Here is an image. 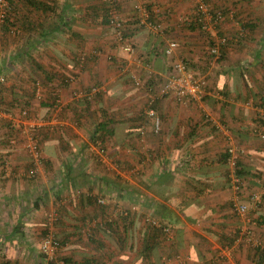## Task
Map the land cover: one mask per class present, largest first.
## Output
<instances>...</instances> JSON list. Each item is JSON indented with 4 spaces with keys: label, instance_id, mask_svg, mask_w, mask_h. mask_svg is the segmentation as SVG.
Listing matches in <instances>:
<instances>
[{
    "label": "crops",
    "instance_id": "1",
    "mask_svg": "<svg viewBox=\"0 0 264 264\" xmlns=\"http://www.w3.org/2000/svg\"><path fill=\"white\" fill-rule=\"evenodd\" d=\"M140 1L114 0L127 41L138 51L128 55L105 22L111 0H13L10 24L0 33V75L6 76L0 102V259L29 253L38 259L45 210L56 209L59 258L70 264H264V140L258 135L264 7L257 4L264 0L229 1L232 14L220 29L229 37L245 36L226 47L222 59L210 55V40L199 30L170 35L181 0H145L154 22L163 24L160 33L140 25L135 8ZM190 5L182 4L193 11ZM173 38L183 43L176 54L207 78L202 101L181 102L160 93L174 70L167 62L172 56L164 54ZM95 48L102 53L86 58ZM144 67L152 68L147 73ZM146 84L155 85L159 126L147 113ZM97 86L101 92L86 102L84 95H94ZM23 109L30 110L28 117ZM42 120L36 131L44 161L38 177L29 180L20 172L30 167L28 154L22 144L11 147L9 138ZM105 123L112 132L102 157L93 150V138ZM230 142L235 166L229 161ZM5 159L14 162L9 175ZM128 176L133 181H125ZM235 176L243 182L239 194ZM87 194L109 198L104 213L92 201L80 200ZM16 201L25 210L15 218ZM241 203L248 206L245 214L237 210ZM115 209L130 211L129 227L122 219L110 230L99 227L94 218ZM249 229L262 250L247 239Z\"/></svg>",
    "mask_w": 264,
    "mask_h": 264
},
{
    "label": "built area",
    "instance_id": "2",
    "mask_svg": "<svg viewBox=\"0 0 264 264\" xmlns=\"http://www.w3.org/2000/svg\"><path fill=\"white\" fill-rule=\"evenodd\" d=\"M201 4L199 5V9L202 13H204L205 17V25H208V29L211 28V14L208 12V6L205 4L202 0H199ZM6 7H8V0H0V24L3 23L5 16H6ZM135 8L140 12V23L144 26L148 27L151 31L159 33L161 30V25L157 22H152L150 20V12L147 8V5L144 2H139L135 5ZM110 23L115 27V36H116V42L119 43V45L128 53H134L135 47L132 43L128 42L127 39L124 38L123 35V21L121 20L120 16L118 15L117 8L114 5H111L110 7ZM218 19H223V17L220 15L218 16ZM14 33H17L18 31L13 30ZM225 38H218L217 41L214 43L212 48L210 49V54H215L219 56V45L222 42H225ZM179 47V42L177 40H169L167 45L164 48V54L167 56H172L175 52V50ZM174 72L167 77V80L163 82V85L161 87V95H175L179 101L181 102H187L188 100L191 101H202L206 95V86H207V78L205 76L198 75L196 72L190 70L187 67L186 62L181 60H176L174 63ZM6 83V76L1 74L0 75V90L2 86ZM139 83V82H138ZM98 89L94 87L92 92H96ZM154 90V89H153ZM152 88L149 91V98H148V104H147V113L151 117H156V112L153 109L152 105L157 99V95L155 92H153ZM80 94V93H79ZM84 94V92H82ZM93 94V93H90ZM57 105H55L56 107ZM261 124L259 126L258 135L261 139L264 140V109L259 112ZM22 115L25 117H28L30 115L29 109H23ZM44 120L42 121H34L32 123H29L24 128H22L18 134L13 135L9 139V145L11 147H16L18 144H22V147L28 154V157L30 159V162L33 164L32 167H30L27 171L21 172V174H24L27 177H38L39 175V168L43 164L44 161V154H43V147H42V141L40 139V136L38 132L36 131L37 127L42 124ZM155 123L157 126L160 124V119L158 117L155 118ZM99 147V146H98ZM95 148V146H94ZM100 152L104 153V149L100 148ZM235 146L232 142H230L228 146V152L232 155L229 158L230 163H232L233 166L237 164V155H235ZM4 167L7 171V174H11L12 167H11V160L5 159L4 160ZM233 187L237 194L241 193L243 191V182L242 179L238 176L234 177ZM252 199L255 201H258L257 195L252 194ZM101 202H104L105 200L100 199ZM238 203V201H236ZM237 210L240 214H245L248 210L247 204L241 203L236 204ZM56 214L50 215L48 217V223L52 224L55 220ZM112 218H109V221H111ZM47 235L42 242H41V251L45 253L48 257V259H56L58 255L59 247L56 244V242L53 239V235L51 234ZM247 239L252 244L253 247H256L260 245L261 243L258 242L254 238V234L251 229L247 230Z\"/></svg>",
    "mask_w": 264,
    "mask_h": 264
},
{
    "label": "trees",
    "instance_id": "3",
    "mask_svg": "<svg viewBox=\"0 0 264 264\" xmlns=\"http://www.w3.org/2000/svg\"><path fill=\"white\" fill-rule=\"evenodd\" d=\"M202 1L205 4H207L208 9H209L208 12L212 15L211 16V18H212L211 20L212 21L210 22L211 25H212L211 28L208 29V25H205L204 24L205 23V17H204L205 14L202 13L201 10L199 9V5L201 4V2H199V0H198L197 5H196V10L193 11V15H192L193 18H191L189 20H185V22H184V25L185 26L184 27H185L186 30H189L191 32H194V31L200 29V33L201 34H204L205 36H207L208 39L210 40V44H209L210 47H209V49H211L212 46L214 45V43L217 41V37L218 38H225L226 41L220 43V45H219V51H220L219 56H217L215 54H210L212 56H215L216 58L218 57L219 59H222L224 57L225 48L228 47L232 43H238L239 44L244 39V36L245 35L243 33V34L239 35V37L236 36V38L235 37H229L228 35H226L225 33H223L221 31V29H220L221 25L220 24H222L229 16H231L230 14H232L231 11L229 10L230 5H229V7H225L224 5H222L220 3L216 4L217 1H214V0H202ZM13 4H14L13 0H8V7H6V16H5V19H4L3 23L0 24V33H1L2 29H3V27L7 23L10 24V21H11L10 20L11 19V13H12V10H13ZM111 4L116 7V3L114 2V0H113V2ZM31 5L37 6V2H34L33 1ZM147 8H148V10L150 12V20L152 22H154L155 20H154V16L152 15V12H153L152 11V6L151 5H149V6L147 5ZM109 12H110V8H108V11H107V14H106L107 18H106L105 22L107 23V25H109V27L112 28V31L115 32V27L113 25H111V23H110V15H109ZM220 15L223 17L222 20L221 19H218V16H220ZM139 23H140V19H139ZM140 25H142V27L144 26L141 23H140ZM13 26H17V25L13 24ZM244 28H246V27H244ZM126 29L127 28L125 26V23L123 22V35H124V38L125 39L128 38L127 37L128 35H127V30ZM15 31H17V29H15ZM214 31L217 32L215 35H214ZM209 52H210V50H209ZM101 53H102V51H101L100 48H95V49H93L88 54V56L86 58L95 59ZM110 58L112 59L113 56H110ZM78 59H79L78 62L82 65L84 63V61H85V54H83L81 57L79 56ZM184 62H186V61H184ZM186 64H187V67L189 68V64L187 62H186ZM122 67H125V65L122 64ZM173 67L174 66L172 65V68ZM68 80L71 82V78L70 79L69 78L66 79V83L67 84H68ZM166 80H167V78L164 80V82ZM35 82H37V80ZM146 85H147L148 92L150 91L151 88H152V90L155 88V85L154 84H146ZM95 88L99 89L100 86H97ZM4 89H5V84L2 86V88L0 90V102L2 101V95L4 93ZM100 92L101 91L98 90V91L95 92L94 95L89 94V93H86L83 98L86 100V102H91L93 100V97L95 95H97L98 93H100ZM153 92H155V89L153 90ZM56 100L55 99L53 100L54 104L55 103L57 104V101ZM156 104H157V99L155 100V102L152 105V107H153V109L155 111H156V109H155ZM259 121H260L259 122V125H260L261 124V120H259ZM13 132L14 133L10 137H12L13 135H16V134L19 133L18 130H15ZM111 132L112 131H110V130L107 129V125L105 123V125H103L102 128H99V130H97V132H96V134H95V136L93 138L94 145L96 147L99 146L100 148H103L105 153H107V148H106L105 142L109 138ZM4 163L5 162L3 161V164L2 165H4ZM32 165L33 164L31 163L30 164V167H32ZM27 178L29 180H34L35 179V177H32V178L31 177H27ZM60 189H61V187H60ZM84 196L82 198H80V200L82 202H91L92 201L93 203H95L98 206H100L101 208H103L102 209V212L103 213L106 210L105 209L106 206L109 205L108 202H105V201L104 202H101L100 201V199H103L104 200V197L105 196H101L100 198L99 197H95V196H90L88 194H87V196L86 195H84ZM35 206H38L37 200L35 201ZM110 213L111 214L112 213H115V217L112 218V215L107 213V214L103 215V217L94 218V219H97L96 220L97 221L96 223H97V225L99 224L98 225L99 227L106 228V229L110 230L113 226H116L119 223V219H122L123 222H125V228L127 229L129 227L128 224H131V222H132L131 221L132 220V215H131L130 211H128L126 209L124 211L120 212V213H117V210L115 209L114 211H111ZM55 214H56L55 220H54V222L52 224H49L48 223V218H47L46 223L44 224L45 225V228H44L42 240L45 237H47V235L50 234V232H52L51 234L53 235V239H54V241L56 242V244L58 245V247L60 249L61 243L58 240V237L56 236L55 232L53 231L55 229V225L57 223H59L58 221H59V218L60 217H59V214H58L57 210H56ZM110 217L112 218L111 221H109V218ZM154 223H156V222H154ZM154 225H156V224H154ZM160 226L161 227H164L162 224ZM161 229H163V228H161ZM255 248L261 249V244L258 245V246H256ZM262 249H263V247H262ZM58 252H59V250H58ZM38 259H39V261H38L37 264H61L60 262H61V260H63L62 258H59V254L57 255V258L56 259H48L47 255L45 253H43V251H40V253L38 255ZM2 264H10V261L5 260V262H3ZM62 264H70V263L68 262V259H64Z\"/></svg>",
    "mask_w": 264,
    "mask_h": 264
},
{
    "label": "rangeland",
    "instance_id": "4",
    "mask_svg": "<svg viewBox=\"0 0 264 264\" xmlns=\"http://www.w3.org/2000/svg\"><path fill=\"white\" fill-rule=\"evenodd\" d=\"M223 1H225V2H216V4H218V3H220V4H222V5H224L225 7H229V4H230V0H223ZM113 2V0H111V3ZM140 2H144L145 4H147V2L145 1V0H143V1H140ZM214 2V1H213ZM258 3L257 4H259V5H261V7H264V2H262V1H257ZM176 3H177V1H176ZM183 3H186L187 5H190L192 8H194V10H196V5H197V3H198V0H188V1H186V0H181L180 1V4L179 3H177L179 6H178V9H179V12H181V13H178V14H176V21L174 22L175 24V26L174 27H176L175 29H174V33L172 34V33H170V35H175V31H177V32H179V31H181V29H185V25H184V22H185V20H189V19H191V18H193V11H190V9L189 8H187V10H185L184 8H183V6H182V4ZM136 5V4H135ZM148 5V4H147ZM189 9V10H188ZM227 20V19H226ZM160 25H161V30H160V32H162V31H164L165 29L163 28V24H161V23H159ZM212 26V25H211ZM15 27H17V26H15ZM148 28V27H147ZM199 31H200V29H198ZM159 32V33H160ZM155 33H157V32H155ZM216 34V32H214V35ZM112 36H113V38L115 39L116 38V36H115V32L114 31H112ZM201 36L202 37H205V38H208L207 36H205L204 34H201ZM174 37V36H173ZM178 38H180V35H178ZM173 40H177V39H174L173 38ZM178 42H179V45H182L183 43L181 42V41H179V40H177ZM183 41H184V39H183ZM130 43H132V42H130ZM184 44H185V42H184ZM134 45V44H133ZM188 44H185V46H187ZM118 46H120L119 44H118ZM134 47H135V45H134ZM210 47V46H209ZM209 47H208V49L207 50H210L209 49ZM122 48V47H121ZM123 49V48H122ZM178 49V48H177ZM177 49L175 50V52H174V54L172 55V58H168V60H167V62H168V66L170 67V70H172V65L174 66V63L176 62V61H174V59L175 58H177L178 60H181V61H186V59L184 60L183 58H182V56H180V55H182V54H180L179 55V53L180 52H178L177 54H176V52H177ZM124 50V49H123ZM126 53L128 54V55H134V54H137L138 53V51H137V49H136V47H135V50H134V53H128L127 51H126ZM140 54H142L143 52H139ZM181 53H183V51H181ZM139 54V55H140ZM174 56H175V58H174ZM140 57V56H139ZM144 59H142V61H143ZM171 60V61H170ZM187 62V61H186ZM140 64H142V63H140ZM150 68H152V67H144L143 69L147 72V73H149L150 72ZM174 68V67H173ZM169 69H168V72L170 71ZM171 72V74L174 72L173 70L172 71H170ZM170 74V75H171ZM169 75V76H170ZM168 76V77H169ZM134 80V79H133ZM92 148V147H91ZM94 151H95V153H97L98 155H100V156H102V157H106V156H104L103 154H105V152L104 153H102V152H100V149H99V147L97 146H95V148L93 149ZM24 151V150H23ZM25 152V151H24ZM107 154V153H106ZM26 163H28V162H26ZM11 167H13L14 166V162H12L11 161ZM29 169V168H28ZM28 169H25L24 171H27ZM132 169V168H131ZM4 170H5V168H4ZM43 171H44V174L46 175L47 173H46V171L44 170V168L42 169ZM20 172H23V169L20 171ZM24 173V172H23ZM124 180L125 181H127V180H130V181H133V178L132 177H129L128 176V178H124ZM119 181V180H118ZM122 181H123V179H122ZM97 186H96V189L98 190V192H100V190H102L101 189V187L100 186H102L101 185V181L99 180L98 181V183L96 184ZM19 196V194H17V195H15V197H16V200H17V197ZM32 199H34V196L32 195V196H30ZM20 198V197H19ZM108 197L106 196V198L104 199L105 200V202H108L109 203V198H108V200H106ZM128 199V198H127ZM24 201H28L29 202V200L27 199L26 200V197L24 196V198L22 199V203H21V206H24L25 208H26V204H25V202ZM30 201H31V199H30ZM33 201V200H32ZM16 203V207L14 206V209H15V215H14V217L16 218L17 216H19V214H21L22 212H23V210H25V208H22L21 206L20 207H17V203H18V201H16L15 202ZM56 210V209H55ZM55 210H45L46 212H45V214H46V217L48 218L50 215H53L54 213H55ZM112 215V217H115V213H112L111 214ZM117 215V214H116ZM3 220V219H2ZM5 229V228H4ZM41 231V230H40ZM30 232V231H29ZM38 236H40V238L38 239L37 238V240L40 242V244H39V246H37L38 248H40V251H41V242H42V237H43V234H42V232L40 233V235H38ZM28 238V241H30V240H32L33 238H32V236L31 235H28L27 236ZM26 238V237H25ZM254 238L258 241V242H260L261 243V241L259 240V239H257V237L255 236V231H254ZM38 241H36V242H38ZM32 244V242H30V245ZM37 244V243H36ZM32 246V245H31ZM6 247V246H5ZM38 251V250H37ZM36 253H38V252H36ZM40 253V252H39ZM34 253H32V254H28V256L29 257H19V258H14V259H11V260H9V261H17V263L18 264H37L38 263V259H37V257H36V255H33ZM20 256H21V254H20ZM5 260H7V259H0V264H2L3 262H5Z\"/></svg>",
    "mask_w": 264,
    "mask_h": 264
}]
</instances>
